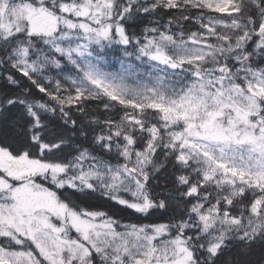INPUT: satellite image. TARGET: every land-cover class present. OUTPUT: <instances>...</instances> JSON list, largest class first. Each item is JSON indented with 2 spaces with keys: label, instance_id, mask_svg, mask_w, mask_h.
I'll use <instances>...</instances> for the list:
<instances>
[{
  "label": "snow or ice",
  "instance_id": "1",
  "mask_svg": "<svg viewBox=\"0 0 264 264\" xmlns=\"http://www.w3.org/2000/svg\"><path fill=\"white\" fill-rule=\"evenodd\" d=\"M0 264H264V0H0Z\"/></svg>",
  "mask_w": 264,
  "mask_h": 264
},
{
  "label": "trees",
  "instance_id": "2",
  "mask_svg": "<svg viewBox=\"0 0 264 264\" xmlns=\"http://www.w3.org/2000/svg\"><path fill=\"white\" fill-rule=\"evenodd\" d=\"M130 219H134L133 217H129Z\"/></svg>",
  "mask_w": 264,
  "mask_h": 264
}]
</instances>
